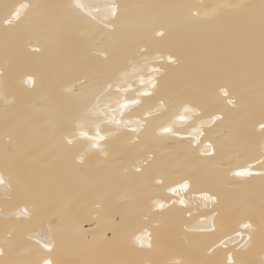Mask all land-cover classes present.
<instances>
[{
    "label": "bare ground",
    "instance_id": "obj_1",
    "mask_svg": "<svg viewBox=\"0 0 264 264\" xmlns=\"http://www.w3.org/2000/svg\"><path fill=\"white\" fill-rule=\"evenodd\" d=\"M0 181V264H264V0H0Z\"/></svg>",
    "mask_w": 264,
    "mask_h": 264
},
{
    "label": "snow or ice",
    "instance_id": "obj_2",
    "mask_svg": "<svg viewBox=\"0 0 264 264\" xmlns=\"http://www.w3.org/2000/svg\"><path fill=\"white\" fill-rule=\"evenodd\" d=\"M166 131H167V129H166ZM238 174L243 175V174H245V173L241 172V173H238ZM2 182H3V181H0V183H2ZM46 264H47V262H46Z\"/></svg>",
    "mask_w": 264,
    "mask_h": 264
}]
</instances>
